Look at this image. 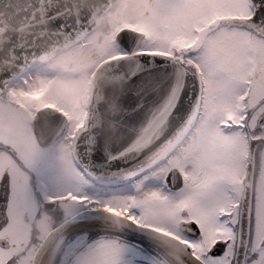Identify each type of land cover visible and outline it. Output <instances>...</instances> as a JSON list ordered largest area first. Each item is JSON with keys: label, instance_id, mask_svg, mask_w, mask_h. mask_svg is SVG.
Returning a JSON list of instances; mask_svg holds the SVG:
<instances>
[{"label": "snow or ice", "instance_id": "6c2138e0", "mask_svg": "<svg viewBox=\"0 0 264 264\" xmlns=\"http://www.w3.org/2000/svg\"><path fill=\"white\" fill-rule=\"evenodd\" d=\"M18 15L0 12V264H264V0Z\"/></svg>", "mask_w": 264, "mask_h": 264}, {"label": "water", "instance_id": "95a60500", "mask_svg": "<svg viewBox=\"0 0 264 264\" xmlns=\"http://www.w3.org/2000/svg\"><path fill=\"white\" fill-rule=\"evenodd\" d=\"M8 3L10 4V10L0 9V12L13 21L18 20V14L20 13V0H8Z\"/></svg>", "mask_w": 264, "mask_h": 264}]
</instances>
